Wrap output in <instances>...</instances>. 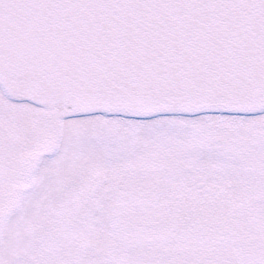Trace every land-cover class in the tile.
<instances>
[{
    "label": "snow or ice",
    "instance_id": "6c2138e0",
    "mask_svg": "<svg viewBox=\"0 0 264 264\" xmlns=\"http://www.w3.org/2000/svg\"><path fill=\"white\" fill-rule=\"evenodd\" d=\"M0 264H264V0H0Z\"/></svg>",
    "mask_w": 264,
    "mask_h": 264
}]
</instances>
